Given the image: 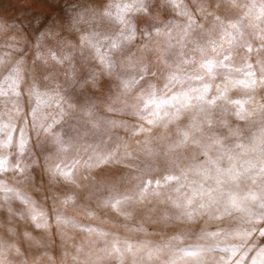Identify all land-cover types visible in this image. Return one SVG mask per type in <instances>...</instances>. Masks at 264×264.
<instances>
[{
    "label": "clouds",
    "instance_id": "1",
    "mask_svg": "<svg viewBox=\"0 0 264 264\" xmlns=\"http://www.w3.org/2000/svg\"><path fill=\"white\" fill-rule=\"evenodd\" d=\"M262 253L264 0H0V264Z\"/></svg>",
    "mask_w": 264,
    "mask_h": 264
},
{
    "label": "snow or ice",
    "instance_id": "2",
    "mask_svg": "<svg viewBox=\"0 0 264 264\" xmlns=\"http://www.w3.org/2000/svg\"><path fill=\"white\" fill-rule=\"evenodd\" d=\"M254 86H255V82L253 81V83H252V85H250V87H254ZM244 111H245V109L243 107H241L240 108V112L243 113ZM185 135H187V133ZM233 179H238V176L237 177H233ZM190 203H191V201H189V204ZM42 215L43 214L39 210H36V209L33 210V219L34 220H39L42 217ZM64 222L65 223H72V221H71L70 218L69 219H66ZM41 226H43V225H41ZM262 254H264V253H262Z\"/></svg>",
    "mask_w": 264,
    "mask_h": 264
}]
</instances>
